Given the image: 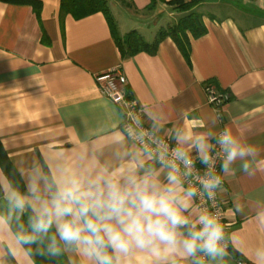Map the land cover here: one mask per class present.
<instances>
[{"label":"crops","instance_id":"1","mask_svg":"<svg viewBox=\"0 0 264 264\" xmlns=\"http://www.w3.org/2000/svg\"><path fill=\"white\" fill-rule=\"evenodd\" d=\"M37 1L38 11L0 1V143L23 185L28 164L78 146V138L110 154L122 113L100 96L95 77L114 70L125 81L126 96L142 109L144 123L150 126L147 115L159 114L162 139L174 144L169 130L178 126L200 132L226 125L257 147L255 174L225 176L218 191L230 241L225 264H253L254 249L264 245L257 218L264 212V0L204 1L196 10L206 32L196 39L187 33V57L168 37L153 54L124 56L101 12L75 18L61 0ZM110 1L106 7L118 38L135 31L151 43L182 16L163 2L152 7L150 0ZM121 8L151 26L149 38L142 27L128 31L112 15ZM207 86L228 98L215 123ZM0 262L29 264L8 225H0Z\"/></svg>","mask_w":264,"mask_h":264},{"label":"clouds","instance_id":"2","mask_svg":"<svg viewBox=\"0 0 264 264\" xmlns=\"http://www.w3.org/2000/svg\"><path fill=\"white\" fill-rule=\"evenodd\" d=\"M147 119V129L135 114L122 121L107 157L87 137L48 161L39 157L26 167L23 190L15 167L0 162V198L8 209L0 225L11 230L15 223V245L29 264L37 255L68 264H225L230 241L221 211L200 208L196 200H215L225 176H253L257 147L226 125L170 129L173 146L158 134L159 114ZM257 218L264 225V212ZM252 256L253 264H264V245Z\"/></svg>","mask_w":264,"mask_h":264},{"label":"trees","instance_id":"3","mask_svg":"<svg viewBox=\"0 0 264 264\" xmlns=\"http://www.w3.org/2000/svg\"><path fill=\"white\" fill-rule=\"evenodd\" d=\"M0 1L12 5H28L35 11H38L41 8V3L37 0ZM204 1L206 0H169L167 2H164V0H150V6L152 7L156 2H163L168 5L172 11L182 14L176 23L160 30L156 34L154 41L151 43L145 42L135 31H131L125 34L122 38H118V36H116L115 26L106 7V0H61L60 6L63 10L72 14L75 18H82L96 12H101L106 17L112 35L118 44L120 52L124 56H131L140 52L153 54L159 42L168 37L176 44L184 57H187L189 48L187 33L190 34L191 38L196 39L203 36L206 32L201 21V15L196 10ZM4 161H7L9 165L12 166L0 143V162ZM16 179L18 181V186H20L21 190H23V183L19 174H17ZM7 211L8 209L6 203L2 202L0 204V213H7ZM27 215L28 213L26 212L24 215V222L27 220ZM11 230H15V223H13ZM229 250L230 248L228 251ZM34 258L36 260V264H66L63 257L60 258L59 261L49 260L39 255Z\"/></svg>","mask_w":264,"mask_h":264},{"label":"built area","instance_id":"4","mask_svg":"<svg viewBox=\"0 0 264 264\" xmlns=\"http://www.w3.org/2000/svg\"><path fill=\"white\" fill-rule=\"evenodd\" d=\"M95 82L100 96L110 100L121 111L123 122H127L128 117H131L133 114L143 119L142 109L134 99L126 96L123 91L125 81L116 71L113 70L100 73L95 77ZM204 92L207 104L210 105L217 112V116L220 117V111L228 100L227 95L217 93L211 86L205 87ZM143 127L147 129L150 126L143 121ZM163 140L174 146V144L168 140ZM193 159L195 160L196 158L193 157ZM195 167L198 171H203V166L198 160L196 161ZM217 170L219 171V168ZM196 205L200 208H207L213 212L220 210L221 222L223 223L226 234H228V224L225 221V210L219 200L218 192L215 200H209L206 195L198 197Z\"/></svg>","mask_w":264,"mask_h":264},{"label":"rangeland","instance_id":"5","mask_svg":"<svg viewBox=\"0 0 264 264\" xmlns=\"http://www.w3.org/2000/svg\"><path fill=\"white\" fill-rule=\"evenodd\" d=\"M108 2H111L110 0H107ZM112 15L119 20V22H123L127 25L128 31L133 30V28L142 27V31L140 32L145 36V38H149V32L152 30L150 25H141L139 23V17L134 15L131 11L127 10L126 8H121L120 10H111ZM139 32V31H138ZM155 34V33H154Z\"/></svg>","mask_w":264,"mask_h":264}]
</instances>
